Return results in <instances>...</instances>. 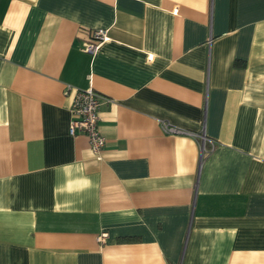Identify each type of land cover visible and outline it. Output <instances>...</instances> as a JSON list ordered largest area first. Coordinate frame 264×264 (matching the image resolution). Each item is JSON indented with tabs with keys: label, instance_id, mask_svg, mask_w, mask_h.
Returning <instances> with one entry per match:
<instances>
[{
	"label": "crops",
	"instance_id": "1",
	"mask_svg": "<svg viewBox=\"0 0 264 264\" xmlns=\"http://www.w3.org/2000/svg\"><path fill=\"white\" fill-rule=\"evenodd\" d=\"M0 264H264V0H0Z\"/></svg>",
	"mask_w": 264,
	"mask_h": 264
},
{
	"label": "built area",
	"instance_id": "2",
	"mask_svg": "<svg viewBox=\"0 0 264 264\" xmlns=\"http://www.w3.org/2000/svg\"><path fill=\"white\" fill-rule=\"evenodd\" d=\"M106 39L105 32L102 30L92 31L88 42L84 46V51L93 54L100 47L101 43ZM67 90H70L69 88ZM108 99L93 90L75 89L72 95L70 105V121L68 132L71 136L84 135L88 139V144L91 153L100 159L103 150L105 139L99 131V109L101 105L107 102ZM164 131L169 134H187L186 132L172 128L167 124H163ZM202 142V149L204 150V143L207 141L204 135H197ZM105 234L99 237L102 241Z\"/></svg>",
	"mask_w": 264,
	"mask_h": 264
}]
</instances>
